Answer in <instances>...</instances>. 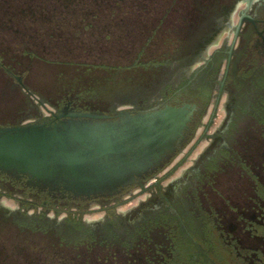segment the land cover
<instances>
[{
    "label": "flooded vegetation",
    "instance_id": "flooded-vegetation-1",
    "mask_svg": "<svg viewBox=\"0 0 264 264\" xmlns=\"http://www.w3.org/2000/svg\"><path fill=\"white\" fill-rule=\"evenodd\" d=\"M83 1L0 0V36L53 25L56 12L65 14ZM195 4L196 18L187 30L192 47L165 65L176 84L165 86L148 104L102 110L67 93L47 106L32 94L26 73L0 57V129L82 119L68 116L76 112L116 119L123 110L195 107L176 150L113 196L74 198L35 186L27 175L0 171V198L16 200L26 215L39 207L40 218L50 219L48 213L54 212L57 220L87 224L89 235L76 244L91 253L103 250L104 257L94 256L92 262L264 264V0L250 7L245 0ZM7 5L15 10L11 16L2 11ZM211 29L217 32L211 48L193 59L191 51ZM23 56L40 60L34 52ZM21 95L29 100L28 109L16 108ZM224 96V116L212 129ZM86 212L99 216L85 221Z\"/></svg>",
    "mask_w": 264,
    "mask_h": 264
},
{
    "label": "rangeland",
    "instance_id": "rangeland-1",
    "mask_svg": "<svg viewBox=\"0 0 264 264\" xmlns=\"http://www.w3.org/2000/svg\"><path fill=\"white\" fill-rule=\"evenodd\" d=\"M197 1L84 0L65 9L53 25L0 36V57L26 73L32 94L47 106L67 93L102 110L148 104L165 86L176 84L165 65L192 47L187 30L196 18L192 7ZM216 35L211 29L191 57L211 48ZM24 51L36 53L40 60L24 57ZM224 99L212 129L224 116ZM28 104L23 95L15 102L17 109H28ZM40 211L29 209L26 215V207L16 200L0 198V264H102L90 259L104 257L103 250L91 253L77 247L89 235L87 224L57 220L54 212L48 213L50 219L40 218ZM97 216L86 212L83 219Z\"/></svg>",
    "mask_w": 264,
    "mask_h": 264
},
{
    "label": "water",
    "instance_id": "water-1",
    "mask_svg": "<svg viewBox=\"0 0 264 264\" xmlns=\"http://www.w3.org/2000/svg\"><path fill=\"white\" fill-rule=\"evenodd\" d=\"M253 1L245 0L247 7ZM194 109L123 110L116 119L76 112L68 116L82 119L0 129V171L74 198L113 196L176 150Z\"/></svg>",
    "mask_w": 264,
    "mask_h": 264
},
{
    "label": "trees",
    "instance_id": "trees-1",
    "mask_svg": "<svg viewBox=\"0 0 264 264\" xmlns=\"http://www.w3.org/2000/svg\"><path fill=\"white\" fill-rule=\"evenodd\" d=\"M7 1H9V0H7ZM3 12H5V13H8V16H11L10 14H12V13H15V10L14 9H11V8H9L8 7V5L7 6H5L4 7V9L2 10ZM49 11H52L53 12V10L51 9V10H49ZM63 12H65V11H63ZM57 13V12H56ZM54 14V16L55 17H57V16H59V14L57 13V14Z\"/></svg>",
    "mask_w": 264,
    "mask_h": 264
},
{
    "label": "bare ground",
    "instance_id": "bare-ground-1",
    "mask_svg": "<svg viewBox=\"0 0 264 264\" xmlns=\"http://www.w3.org/2000/svg\"><path fill=\"white\" fill-rule=\"evenodd\" d=\"M241 5V4H240ZM245 5V4H244ZM241 8V7H240ZM240 11V10H239ZM235 14V13H234ZM239 17V16H238ZM237 22V21H236Z\"/></svg>",
    "mask_w": 264,
    "mask_h": 264
}]
</instances>
